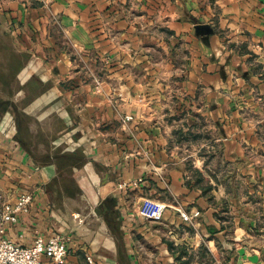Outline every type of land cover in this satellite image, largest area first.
I'll use <instances>...</instances> for the list:
<instances>
[{"label":"crops","instance_id":"obj_1","mask_svg":"<svg viewBox=\"0 0 264 264\" xmlns=\"http://www.w3.org/2000/svg\"><path fill=\"white\" fill-rule=\"evenodd\" d=\"M0 24L20 60L0 210L34 197L0 236L61 234L66 264H264V0H0ZM24 115L58 116L86 158L82 208L62 213L40 186ZM111 195L117 234L96 211ZM146 197L168 205L161 221L139 215Z\"/></svg>","mask_w":264,"mask_h":264},{"label":"rangeland","instance_id":"obj_2","mask_svg":"<svg viewBox=\"0 0 264 264\" xmlns=\"http://www.w3.org/2000/svg\"><path fill=\"white\" fill-rule=\"evenodd\" d=\"M3 34L0 32V121L6 116V121H10L15 129L17 115L13 105L10 104V99L17 88L15 71L20 60L14 52L13 37L6 33ZM19 120L24 122V131L22 135L19 134V137L26 144L35 167L47 170L49 175L48 179L44 180L45 182L40 181L42 189L64 214L82 208L85 204L81 199L84 190L80 185V174L84 169L86 158L79 149L72 150L67 142H59L63 136L57 133L62 122L61 119L54 116L50 120L39 121L35 117L24 115L23 117L19 116ZM10 135L12 134L10 133ZM13 138L16 139L15 134ZM185 138L191 137L185 136ZM198 182L203 183L204 179L198 178ZM117 189L116 193L121 191L119 188ZM109 197L111 199L108 203L112 205L115 198L112 195ZM100 206L101 204L97 205L96 210L99 215L101 214ZM130 207L135 208L132 201ZM247 233L250 238L253 236L258 238L257 232L247 230Z\"/></svg>","mask_w":264,"mask_h":264},{"label":"built area","instance_id":"obj_3","mask_svg":"<svg viewBox=\"0 0 264 264\" xmlns=\"http://www.w3.org/2000/svg\"><path fill=\"white\" fill-rule=\"evenodd\" d=\"M97 88L101 85V79L95 78ZM132 117L127 116L130 120ZM142 179H139L141 181ZM120 188L124 185L120 184ZM33 194L22 192L18 195L15 203H4L0 210V235H3L9 223H17L24 213H29L33 204ZM168 205L159 199L146 197L139 204V215L145 219L161 221ZM184 220L198 217L200 211L188 215L180 211ZM46 256L51 264H66L68 248L66 238L61 234H54L48 238L38 235L29 246H22L9 238L0 236V264H44L41 257ZM89 261H92L88 257Z\"/></svg>","mask_w":264,"mask_h":264},{"label":"trees","instance_id":"obj_4","mask_svg":"<svg viewBox=\"0 0 264 264\" xmlns=\"http://www.w3.org/2000/svg\"><path fill=\"white\" fill-rule=\"evenodd\" d=\"M111 198H108L105 202H103L101 204V210H102V214L104 216V218L107 220L109 226L112 228V230H114V233L117 234V229H116V225H115V221H116V217H115V210L113 209V205L115 204V200L113 199V204L109 205L108 201ZM170 249H173V246L170 245ZM183 251V250H182ZM185 251L181 252V254H184ZM189 261H183L180 264H188Z\"/></svg>","mask_w":264,"mask_h":264}]
</instances>
